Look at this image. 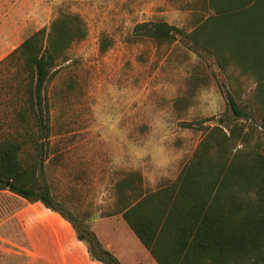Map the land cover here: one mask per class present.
Returning <instances> with one entry per match:
<instances>
[{
	"label": "rangeland",
	"instance_id": "rangeland-1",
	"mask_svg": "<svg viewBox=\"0 0 264 264\" xmlns=\"http://www.w3.org/2000/svg\"><path fill=\"white\" fill-rule=\"evenodd\" d=\"M212 13L208 0H0V62L59 17L77 15L88 30L67 50L68 61L46 90L51 129L43 173L55 204L81 231L92 230L120 264L154 263L114 214L117 182L134 173L147 191L173 182L203 139L201 126L221 117L229 119L224 127H243L249 149L263 140L262 129L251 127L261 122L258 112L253 120L234 121L226 98L231 91L251 111L257 86L252 78L233 65L223 70L213 55L195 52L180 37L158 43L132 36L143 21L163 20L190 32ZM23 96L15 70L1 67L0 136L16 131ZM0 232L6 264H33L34 248H52L59 258V249L78 238L60 213L9 192L0 193Z\"/></svg>",
	"mask_w": 264,
	"mask_h": 264
},
{
	"label": "trees",
	"instance_id": "trees-1",
	"mask_svg": "<svg viewBox=\"0 0 264 264\" xmlns=\"http://www.w3.org/2000/svg\"><path fill=\"white\" fill-rule=\"evenodd\" d=\"M208 2L214 13L190 32L163 20L143 21L134 26L132 36L158 43L180 37L195 52L213 55L223 70L233 65L252 78L257 86L251 111L231 91L226 98L234 121L253 120L258 112L261 122L251 127L262 129L263 140L249 149L248 133L237 124L224 127L226 117L201 126L203 139L173 182L153 191L141 186L136 173L117 182L114 214L126 221L157 264H264V0ZM70 21L79 25L73 28ZM87 34L79 16L59 17L0 62V68L15 70L24 90L15 114L16 131L0 136V190L30 203L41 201L72 224L94 259L120 264L92 230L81 231L55 204L43 173L48 153L44 139L51 129L46 90L58 67L68 61L67 50ZM107 49L104 38L101 50Z\"/></svg>",
	"mask_w": 264,
	"mask_h": 264
},
{
	"label": "crops",
	"instance_id": "crops-1",
	"mask_svg": "<svg viewBox=\"0 0 264 264\" xmlns=\"http://www.w3.org/2000/svg\"><path fill=\"white\" fill-rule=\"evenodd\" d=\"M6 192L11 193L8 190H0V193H6ZM5 245H6V236L3 232L2 233L0 232V249H5ZM34 250H35L34 254H36L35 255L36 257L33 258V264H55L54 259L56 261L59 260V262L57 261L58 262L57 264H102L100 261L94 259L89 254L87 245L78 238H75V240L72 241L71 246L69 243H65V245H63L59 249V258H57V256L55 257V253L52 248L48 251L46 250V252L44 253H41L37 248H34ZM148 252L150 253L149 250ZM151 257L153 259V263L157 264V262L155 261L152 255ZM0 264H6L5 252H0Z\"/></svg>",
	"mask_w": 264,
	"mask_h": 264
}]
</instances>
